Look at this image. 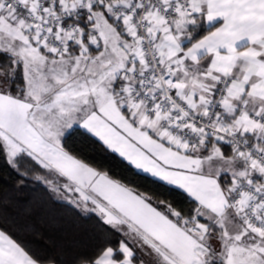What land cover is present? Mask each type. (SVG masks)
I'll use <instances>...</instances> for the list:
<instances>
[{
	"label": "snow or ice",
	"instance_id": "snow-or-ice-1",
	"mask_svg": "<svg viewBox=\"0 0 264 264\" xmlns=\"http://www.w3.org/2000/svg\"><path fill=\"white\" fill-rule=\"evenodd\" d=\"M0 264H264V0H0Z\"/></svg>",
	"mask_w": 264,
	"mask_h": 264
},
{
	"label": "trees",
	"instance_id": "trees-1",
	"mask_svg": "<svg viewBox=\"0 0 264 264\" xmlns=\"http://www.w3.org/2000/svg\"><path fill=\"white\" fill-rule=\"evenodd\" d=\"M81 138L79 136L73 137L71 141H69L70 146L79 148L81 146ZM91 158L97 163L101 168L110 169L115 175L126 177L131 180L133 183L139 184L144 190H152L157 192H163L164 190L158 186L153 185L150 180L146 179L143 176H134L132 172L116 157L108 155L106 153H102L98 149L91 153ZM165 195H170L171 198L176 200L178 203L183 204L184 200L178 193H164ZM91 227V221H85L80 224L79 232L86 233L88 229ZM85 244L87 242L86 235L83 236ZM81 251L87 250L86 247H82Z\"/></svg>",
	"mask_w": 264,
	"mask_h": 264
}]
</instances>
